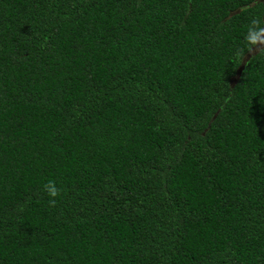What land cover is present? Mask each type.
<instances>
[{
	"label": "trees",
	"instance_id": "16d2710c",
	"mask_svg": "<svg viewBox=\"0 0 264 264\" xmlns=\"http://www.w3.org/2000/svg\"><path fill=\"white\" fill-rule=\"evenodd\" d=\"M256 15L0 0V264H264V56L233 59Z\"/></svg>",
	"mask_w": 264,
	"mask_h": 264
},
{
	"label": "clouds",
	"instance_id": "9594fccd",
	"mask_svg": "<svg viewBox=\"0 0 264 264\" xmlns=\"http://www.w3.org/2000/svg\"><path fill=\"white\" fill-rule=\"evenodd\" d=\"M244 47H238L233 53V59L241 65L245 61L247 53L252 58L256 55L264 56V15L252 16L249 23L246 25V30L243 35ZM251 60L247 62L250 63ZM43 191L49 197V204L56 206L57 197L61 196L62 189L57 186V182L49 179L43 185Z\"/></svg>",
	"mask_w": 264,
	"mask_h": 264
},
{
	"label": "rangeland",
	"instance_id": "374dc122",
	"mask_svg": "<svg viewBox=\"0 0 264 264\" xmlns=\"http://www.w3.org/2000/svg\"><path fill=\"white\" fill-rule=\"evenodd\" d=\"M262 2H264V0H261Z\"/></svg>",
	"mask_w": 264,
	"mask_h": 264
}]
</instances>
